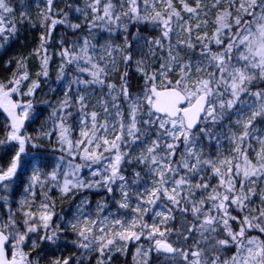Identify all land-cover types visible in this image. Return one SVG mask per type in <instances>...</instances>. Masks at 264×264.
Wrapping results in <instances>:
<instances>
[{
	"label": "snow or ice",
	"instance_id": "1",
	"mask_svg": "<svg viewBox=\"0 0 264 264\" xmlns=\"http://www.w3.org/2000/svg\"><path fill=\"white\" fill-rule=\"evenodd\" d=\"M0 264H264V0H0Z\"/></svg>",
	"mask_w": 264,
	"mask_h": 264
}]
</instances>
